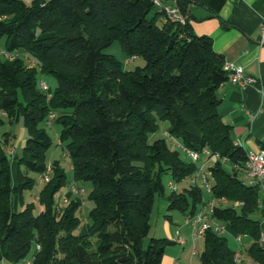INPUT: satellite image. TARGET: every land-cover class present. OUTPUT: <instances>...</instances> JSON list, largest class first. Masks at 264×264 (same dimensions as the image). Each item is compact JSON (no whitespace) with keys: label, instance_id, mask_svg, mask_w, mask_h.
I'll return each mask as SVG.
<instances>
[{"label":"trees","instance_id":"1","mask_svg":"<svg viewBox=\"0 0 264 264\" xmlns=\"http://www.w3.org/2000/svg\"><path fill=\"white\" fill-rule=\"evenodd\" d=\"M174 6L186 25L172 22L155 0H0V39L6 37V52L19 55H0V108L6 115L0 127L26 122L27 131L17 158L7 150L13 133L0 138V255L8 263L163 264L166 247L176 241L146 243L157 197L185 217L206 204L204 189L192 182L201 161L184 159L185 147L219 156L207 168L211 195L228 202L215 205L211 219L249 236L248 257L264 264L261 221L254 217L261 191L240 176L248 152L234 142L233 127L220 113L219 90L228 80L225 58L210 36L193 31L190 2L176 0ZM117 41L145 65L125 70L105 52ZM39 74L57 79L53 92L41 89ZM52 113L73 181L93 184L89 199L95 205L83 233H76L81 202L57 200L68 177L59 160L48 162L53 139L42 124H49ZM163 123L177 148L165 137L151 141ZM49 169L50 180L42 183L39 176ZM30 173L41 183L39 213L24 197L37 185ZM165 175L191 184L167 193ZM15 196L20 211L14 209ZM203 244L200 264H248L236 259L228 237L213 226Z\"/></svg>","mask_w":264,"mask_h":264},{"label":"crops","instance_id":"2","mask_svg":"<svg viewBox=\"0 0 264 264\" xmlns=\"http://www.w3.org/2000/svg\"><path fill=\"white\" fill-rule=\"evenodd\" d=\"M160 1L166 6L176 4V0ZM188 1L190 2L189 22L193 31L197 35L210 36L213 39L215 51L224 56L225 62L241 65L246 75L259 80L258 84L246 87L231 82L224 83L219 90L222 101L220 113L223 121L232 125L233 138L237 145L244 147L247 152H264V36L262 32L264 0ZM12 137L15 135L13 134ZM12 142L13 140L7 148L8 151L14 150L11 146ZM211 161L213 160L204 159L202 164L208 168ZM15 165L17 170V162L13 161L12 172ZM16 174H13L15 180ZM240 176L247 183H251V178L246 171ZM260 191V209L254 217L261 221L264 234V192ZM209 194L212 197L211 193ZM72 199L80 201L70 187L63 193L60 201L66 204ZM83 205H85L84 201ZM221 225L224 226V234L232 238V247L241 253L242 260L248 264H254L247 255L252 239L249 236L234 234L227 224ZM166 229L168 234H171L169 225H166ZM193 230L192 228L191 234L194 239ZM228 239L230 241L229 237ZM201 242L203 243V240ZM0 264L10 263L0 255ZM166 264H182V262L170 256Z\"/></svg>","mask_w":264,"mask_h":264},{"label":"rangeland","instance_id":"3","mask_svg":"<svg viewBox=\"0 0 264 264\" xmlns=\"http://www.w3.org/2000/svg\"><path fill=\"white\" fill-rule=\"evenodd\" d=\"M27 3H31L32 0H25ZM165 2H168L167 0H163ZM6 46V37H3L0 39V55L2 57H5L2 50L5 49ZM106 53L112 54L116 56L124 66L125 70H134L137 67H142L145 65V60L141 57H138L136 59H131L125 52L122 50L121 44L117 41L113 45H111L109 48L105 50ZM35 62H33L30 58L27 59L31 64H37L38 59L36 57H33ZM40 81H45L49 86V92H53L54 89L57 86V79L50 74H39ZM0 117L6 118L4 115V112L0 108ZM43 127L47 129L49 134L51 135L53 139V145L49 149L47 153L48 162L52 163L56 160H59L61 162V166L64 169V171L67 174L68 177V183L65 188L62 189L57 195V200L59 201L63 195L64 192L72 188L73 185H75L77 188L84 190V194H76L75 197L79 198L80 202H82V206L79 209V215L82 219V224L79 227V229L76 231V233H83L88 229V226L90 224L89 214L92 208L94 207L95 203L94 201L89 199V194L93 188V184L91 181H78L74 182L72 178V162L70 157L67 155L64 146L62 145L58 139V133L61 129V126L59 123H57L55 120L53 121L52 125H49L48 123L44 122L42 124ZM168 126V123H163L161 131L157 134L153 135L151 138V141H154L157 138H167L170 145L173 148H177L176 144L172 143L170 138L165 134V129ZM24 130V134H23ZM6 132H11L15 135L13 142H12V148H14L15 155H21L23 152V148L26 142L27 137V131L24 127L23 123H14L10 124L8 121L6 124L2 127H0V138L4 136ZM179 149V148H178ZM182 157L186 160H188V156L184 153H182ZM213 161H211V164ZM200 165L202 162L199 163ZM230 168V167H227ZM24 170V167L22 168ZM207 169V167H205ZM17 172L16 165L13 169V174L15 175ZM32 177H34L37 180V185L32 190H26L24 193L25 201L27 203L34 202L36 204L35 213H39L42 210V207L37 202V195L41 188V183L38 180V175L35 173H30ZM164 183L167 188V193H170L173 189H177L181 191L184 187L189 186L191 184V179L184 180L182 182L176 183L170 175L164 176ZM205 193V201L210 202L212 200V197L210 194L204 189ZM83 201L85 202V205H83ZM168 202L166 198L158 196L153 211L151 213L150 223H151V231L146 238V243L151 238H169L171 240H175L173 237H177V232L179 231L181 235L186 239L187 243L185 246L175 243L168 245L166 247L165 257H164V264L167 263V259L172 256L175 260H179L182 262V264H200V255L204 249V244L201 241L194 242V239L192 238V228L191 226L185 225V218L184 215L179 210H172L170 211L168 208ZM201 208V207H200ZM14 209L16 211L22 210V207L19 203L18 196L14 197ZM168 215H171L172 220H169L167 218ZM166 225H169L171 229V234H168ZM227 237L230 238V244L232 245V238L227 234ZM198 247L197 251L198 253L196 255H193L194 248ZM181 257V258H180Z\"/></svg>","mask_w":264,"mask_h":264},{"label":"built area","instance_id":"4","mask_svg":"<svg viewBox=\"0 0 264 264\" xmlns=\"http://www.w3.org/2000/svg\"><path fill=\"white\" fill-rule=\"evenodd\" d=\"M155 5L166 12L167 16L172 22H177L182 25H186L188 20L187 18L182 14L181 10L177 6H166L163 5V3L160 0H155ZM262 32L264 36V24L262 27ZM5 57L8 59H14L18 57L19 55L17 53H8L5 50H2ZM135 59V58H132ZM224 69L227 71L228 74V80L227 82H231L233 84H238L242 87H246L248 85H254L258 84L259 80L255 77L246 75L244 68L241 65H236L234 63L225 62ZM40 87L44 91L49 90V86L45 81H41ZM55 119V114L52 113L49 117V125H52V122ZM183 151L186 153V155L193 161H201L203 162L204 159L208 160H216L218 159V155H213L211 151L207 148H205L202 152H197L191 149H187L185 147H181ZM11 155L14 154V150L8 151ZM245 170L247 175L251 178V183L259 186V189L264 192V152H248L247 161L245 164ZM50 172L51 169L46 171V173L39 176L40 181L46 182L50 180ZM210 173L205 169V166L201 164L200 170L197 172L194 178H192L193 183H199L203 189H205L208 193L212 194V184L209 180ZM73 193L76 194H84V190L77 188L75 185L72 186ZM227 200L225 198L217 199L212 198L210 202H206L204 206L199 208L197 212L194 215L186 216L185 217V225L191 226L193 230L194 235V242H198L203 240L204 235L206 231L213 226L214 229L220 233L224 234L225 229L224 226L215 223L210 216V212L213 210V207L215 205H224L227 204ZM176 243L181 244L183 246L186 245L187 241L186 239L181 235V233L178 231L177 237L175 239ZM261 242L264 243V234L261 235ZM198 247L195 246L193 250V255H196L198 253L197 251ZM236 259L238 261L242 260V255L240 252H237ZM25 264H32L31 261H26Z\"/></svg>","mask_w":264,"mask_h":264},{"label":"water","instance_id":"5","mask_svg":"<svg viewBox=\"0 0 264 264\" xmlns=\"http://www.w3.org/2000/svg\"><path fill=\"white\" fill-rule=\"evenodd\" d=\"M26 125V122H24V126ZM18 157V155H16V158ZM249 187H251V188H253V187H255V185L254 184H252V183H250L249 184Z\"/></svg>","mask_w":264,"mask_h":264}]
</instances>
